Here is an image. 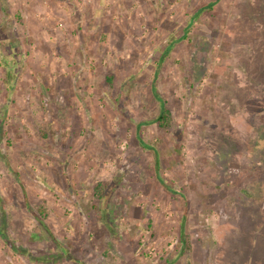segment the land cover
I'll list each match as a JSON object with an SVG mask.
<instances>
[{
    "label": "rangeland",
    "instance_id": "rangeland-1",
    "mask_svg": "<svg viewBox=\"0 0 264 264\" xmlns=\"http://www.w3.org/2000/svg\"><path fill=\"white\" fill-rule=\"evenodd\" d=\"M212 1L0 0V264H264V0Z\"/></svg>",
    "mask_w": 264,
    "mask_h": 264
},
{
    "label": "trees",
    "instance_id": "trees-1",
    "mask_svg": "<svg viewBox=\"0 0 264 264\" xmlns=\"http://www.w3.org/2000/svg\"><path fill=\"white\" fill-rule=\"evenodd\" d=\"M216 2H217V0H214L211 3L203 4L202 7H200V9L194 15V18L202 15L205 12L206 13L211 12V10H212L213 6L216 4ZM109 79L111 81V77H109ZM154 122H157L159 127L163 128V129H168L171 126V124H172V113H171V110L169 108H167V106L165 105L164 102L162 104V109H161L160 113L156 116V118L154 119ZM108 184H109L108 182L102 181V182H99L95 185V193L99 199H101L105 196V191L107 189Z\"/></svg>",
    "mask_w": 264,
    "mask_h": 264
}]
</instances>
